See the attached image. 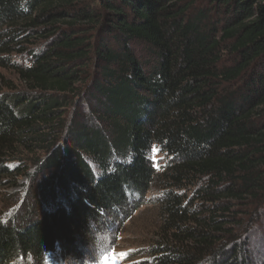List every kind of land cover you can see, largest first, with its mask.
Listing matches in <instances>:
<instances>
[{"label": "trees", "instance_id": "trees-1", "mask_svg": "<svg viewBox=\"0 0 264 264\" xmlns=\"http://www.w3.org/2000/svg\"><path fill=\"white\" fill-rule=\"evenodd\" d=\"M21 179L0 264H103L92 227L153 192L145 264H264V0H0V184Z\"/></svg>", "mask_w": 264, "mask_h": 264}, {"label": "rangeland", "instance_id": "rangeland-1", "mask_svg": "<svg viewBox=\"0 0 264 264\" xmlns=\"http://www.w3.org/2000/svg\"><path fill=\"white\" fill-rule=\"evenodd\" d=\"M155 159L159 160L161 158L160 156H156L155 153ZM26 182L25 179H21L14 185L15 183L12 180H3L0 184V220L5 219L4 213H8L11 208V205L7 206V202H10L16 195L17 203L14 208H17L21 204L23 196L20 192H22L24 186L27 184ZM156 196L157 194L154 192L149 193L138 205L135 197L132 205H136L133 208L128 206L124 210V218L115 215L113 218H105L102 220V223L95 224L92 227L94 239L91 243L93 244L83 245L82 251L78 253L80 259L84 260L86 257L91 258V255L95 258L97 253L95 251H98V247L102 248L103 245L110 243L112 247H115L114 249L116 251L114 252V256L110 257L106 264H145L148 261L146 257L147 248L152 244V233L150 229L155 222L156 209L152 200ZM142 202H145V205H141ZM97 258L98 256L95 259ZM127 258L130 261L127 262ZM63 260L62 252L58 251L57 253L51 254L47 262L48 264H64ZM82 260H79V262H83Z\"/></svg>", "mask_w": 264, "mask_h": 264}]
</instances>
